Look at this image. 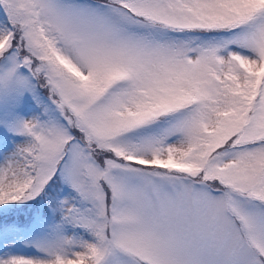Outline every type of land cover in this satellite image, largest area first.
Here are the masks:
<instances>
[{"label":"snow or ice","instance_id":"snow-or-ice-1","mask_svg":"<svg viewBox=\"0 0 264 264\" xmlns=\"http://www.w3.org/2000/svg\"><path fill=\"white\" fill-rule=\"evenodd\" d=\"M0 264H264V0H0Z\"/></svg>","mask_w":264,"mask_h":264}]
</instances>
